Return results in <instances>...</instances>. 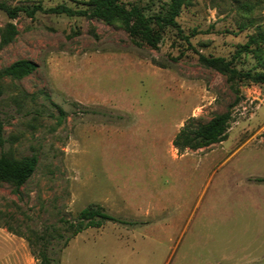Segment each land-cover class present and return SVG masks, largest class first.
<instances>
[{"label": "rangeland", "instance_id": "1", "mask_svg": "<svg viewBox=\"0 0 264 264\" xmlns=\"http://www.w3.org/2000/svg\"><path fill=\"white\" fill-rule=\"evenodd\" d=\"M172 2L119 0L151 18L170 17ZM180 2L178 28L152 22L156 47L118 20L10 19L0 9V69L37 64L0 80V153L37 156L19 191L0 179V264H37L30 249L44 241L53 264H264V85L236 82V93L227 73L199 60L264 71V0ZM227 108L223 141L178 153L172 140L189 118L204 123ZM90 204L135 223L89 227L61 248V220Z\"/></svg>", "mask_w": 264, "mask_h": 264}, {"label": "trees", "instance_id": "2", "mask_svg": "<svg viewBox=\"0 0 264 264\" xmlns=\"http://www.w3.org/2000/svg\"><path fill=\"white\" fill-rule=\"evenodd\" d=\"M180 0H173L171 4V16L161 17L155 16L151 18L146 16L137 6L126 8L119 3V0H89L88 9H72L63 4L55 5L49 8H42L40 5L29 7L20 5L9 7L6 4L0 3V9L4 10L10 19H13L18 12H24L28 16H32L36 11H43L54 14H65L67 16H87L101 19L105 22L114 20L120 21L130 36H140L151 47L157 46L158 36L155 34L152 22L159 26H173L178 28L173 16L177 15L180 7ZM179 31H181L179 29ZM14 32V26L9 23L5 34L8 39ZM4 37V38H5ZM199 60L206 65L219 68L228 74V78L232 81L234 91L239 92L236 82H253L264 85V71L252 73L250 71L240 72L230 66V62L223 57H206L199 56ZM37 68V64L29 59H19L10 65L0 69V80L4 77H20L33 72ZM2 93L0 85V95ZM238 99V97H237ZM232 115L231 109L227 108L224 112L214 115L211 119L204 123H194L192 118H189L179 131L175 134L172 145L181 153L184 149L197 150L223 141L227 136V131L230 126ZM3 123L0 119V146L3 145L4 139L2 136ZM37 165V156L31 155L22 159H15L5 153H0V179L9 180L14 185V190L17 192L19 188L32 175ZM257 181L264 182V178H258ZM112 221L122 224H133L127 220L118 218L107 212L103 206L99 204H90L81 210L73 218H63L62 230L59 234L63 238L61 248L65 247L71 238L89 227H101L105 222ZM66 233V234H65ZM41 237V236H40ZM43 240L44 237L42 236ZM29 247H31L28 240ZM47 242L41 244V248L36 254L30 249L31 254L36 259L37 264H53V259L48 253Z\"/></svg>", "mask_w": 264, "mask_h": 264}]
</instances>
